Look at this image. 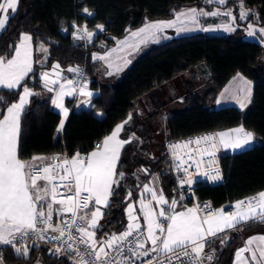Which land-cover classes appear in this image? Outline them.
Listing matches in <instances>:
<instances>
[{"label":"trees","instance_id":"trees-1","mask_svg":"<svg viewBox=\"0 0 264 264\" xmlns=\"http://www.w3.org/2000/svg\"><path fill=\"white\" fill-rule=\"evenodd\" d=\"M242 2L251 15L247 21L239 20L240 24L258 23L264 27V0ZM240 4L241 0H227L226 4L235 7L237 18ZM193 6L211 9L218 5L206 0H19L17 10L8 14L10 19L0 31V57L13 56L22 33L31 36L36 50L41 45L48 48L46 63L36 61L33 71L22 82L35 94L21 115V160L52 153L71 156L78 150L90 153L131 115L121 133L123 139L131 142L124 145L117 165V172L124 176L118 187L113 186V195L99 220V239L103 234L120 233L126 228L127 204L139 199L142 186L156 174L168 197L176 196L173 163L165 149L167 140L243 125L254 133L257 143L238 153L223 154L226 182H199L196 192L201 200L211 199L215 206H221L264 190V47L246 39L243 28L230 34L197 32L149 44L118 74H107L101 63L92 58L95 52L114 46L129 31L150 21L171 19L179 10ZM85 8L91 15L84 12ZM85 25L89 30L103 25L104 30L90 44L75 40L74 26ZM64 28L67 33L62 31ZM57 63L61 69L84 66L90 87L99 91L90 109H72L62 135L57 131L61 115L51 104L53 93L43 87L40 78L44 69ZM196 66H204L210 75L203 92L179 91L172 95L167 91L174 79ZM237 73L254 82L249 109L244 111L236 105L210 107L208 104ZM21 93L22 88H0V112L18 101ZM139 100L148 106L144 115L137 112ZM68 104L72 106L69 100ZM96 111L103 115H96ZM144 168L149 169L148 174L143 172ZM253 233H264V222L250 220L210 238L206 245L217 252L212 264H234L244 237ZM27 244V258L17 256L10 246L0 245L3 263L74 264L67 253H50L49 249L54 247L49 243L37 241L32 247L33 240L29 239Z\"/></svg>","mask_w":264,"mask_h":264},{"label":"snow or ice","instance_id":"snow-or-ice-1","mask_svg":"<svg viewBox=\"0 0 264 264\" xmlns=\"http://www.w3.org/2000/svg\"><path fill=\"white\" fill-rule=\"evenodd\" d=\"M206 3L225 6L227 0H206ZM18 0H6L0 3V11L4 13L0 18V30L5 29L6 22L10 19L9 10L15 13ZM86 14L91 15L87 8ZM250 11L244 10L241 0L239 20L247 21ZM226 18L220 25L226 32H233L238 27L237 16L233 10L211 11L196 8L181 11L171 21H157L145 23L143 27L131 32L130 38L120 41V50H136L143 43L157 39L158 33L165 29L175 27L178 32L188 29V25L197 26L200 17ZM75 27L72 33L74 39L91 40L94 32L88 31L87 26ZM97 29L104 30L103 25H97ZM247 35L256 37L259 34L261 42H264V27L255 26L252 23L246 25ZM202 30H212L204 28ZM31 36L21 34L19 43L14 49V55L10 59L0 57V87L9 90L22 88L18 101L6 108V112H0V245L10 246L17 256L27 258L30 246L29 239L33 240L32 247L37 241H56L54 249H49L53 255L66 252L74 261V264H134L141 260L144 264H204V260L212 261L213 254H204L206 243L210 237H216L218 233L232 229L236 225L249 220L264 222V191L256 196L238 200L234 204V211L225 212L223 208L210 210L208 205L203 209L199 206L177 211L178 201L171 202L163 195L162 190L157 193L147 184L143 187V193L151 194V201L145 203L143 194L139 200V211L142 213L146 228L141 226L139 217L135 213L132 203L127 204V225L123 232L116 234H103L96 238V231L100 227L99 220L103 217L100 206L107 207L109 199L113 195V186H119V179L124 174H117L119 156L124 144L130 140L120 139L124 126L131 120V115L107 135L101 144L95 146V150L86 156L76 152L72 157L54 156L52 163L42 167H32L19 158V130L20 115L29 103V97L33 91L22 82L33 71ZM43 49V45H41ZM46 51V49H43ZM104 55L93 54V60H104L108 68L113 67L109 58L113 52ZM131 54V51L128 52ZM57 63L52 67L51 78L49 72L41 74L43 87L48 92H55L51 104L63 113L64 119L58 124L57 131L64 128L65 120L69 115L64 106V97L73 96L77 92L74 81L64 79ZM117 70L119 67L117 66ZM69 72L81 73L79 67H70ZM112 75L110 71L108 73ZM239 76V74H238ZM243 81V77H239ZM247 85L248 82L244 81ZM58 86V88L56 87ZM86 82L79 87V94L91 97L93 93L86 90ZM245 92L244 87L239 89ZM250 94V88L247 89ZM0 101L3 98L0 97ZM219 103V101H217ZM241 107L244 104L241 103ZM254 139V133L246 131L243 126L229 131H221L211 135H204L195 140L184 141L182 145H171L187 148L190 144L196 147L185 156L173 153L175 170L183 172L179 184L184 187L193 183V176L189 169L195 168L197 174L205 156L215 157L220 149H242ZM203 143V146H201ZM199 156V159H197ZM43 159L34 156L32 160ZM147 171V170H145ZM117 175L119 179H116ZM208 175V173H204ZM219 172L209 176V179H219ZM39 181H43L41 184ZM132 193H128L131 198ZM183 199V197H181ZM152 201L159 207L158 213L153 209ZM59 205L58 208L54 207ZM167 205V208L164 206ZM54 213L60 222L53 224ZM203 213V215H201ZM65 214H71L64 218ZM51 231L57 235L46 236ZM224 241L222 240L221 243ZM256 242V247L252 245ZM150 245V246H149ZM83 246V248H81ZM215 250H213L214 253ZM249 252V258H243V253ZM237 264H264V235L250 237L246 241V247L238 249L235 253ZM0 264L3 258L0 256Z\"/></svg>","mask_w":264,"mask_h":264},{"label":"crops","instance_id":"crops-1","mask_svg":"<svg viewBox=\"0 0 264 264\" xmlns=\"http://www.w3.org/2000/svg\"><path fill=\"white\" fill-rule=\"evenodd\" d=\"M3 2H5V1L3 0ZM192 8H196L197 10L203 9L204 11H207V12L216 11V10H220V11H225V10H229V9L232 10V7H230L228 5H225L223 7H221V6H214L211 9H205V8H202V7L193 6V7L183 8V9L179 10L177 13H179L181 11H184V10L192 9ZM176 14L171 19L155 20V21H150V22L171 21V20H174L176 18ZM233 14L236 15L235 12H233ZM225 21H226V18L223 17V16H217V17H211V16L204 17V16H202V17L199 18V24L197 26H192L191 24L188 25V29L189 30H186V31H183V32H178L175 27L168 28V29H165L163 31V33H158L157 34V39H155V40H149L148 42L141 44L139 46V48L136 49V50H129V49L120 50L119 42L125 40V38H130L131 32L137 31L138 29H140L141 27H143L145 25L144 24L140 28H137L135 30L129 31L126 34V36L123 37V38H121L114 46H112L110 48H107V49H105L103 51H97L94 54L104 55L106 53L111 52L113 49H117V51L116 52H113L112 53V56L109 58L110 62L113 63V67L112 68H108V66H107V64H106V62L104 60H99V59H96V60H98L101 63V66H102V69L103 70L105 68H107V70H108L107 71V74L110 71L112 72V74H118V73H121L122 71H124L125 69H127L133 63V61L136 58V56L142 50H144L149 44H152V43H160V42H163V41H166V40H170L172 38H176V37H179V36H182V35H188V34H193V33H197V32H206L207 33V31H211V33H214V34H230L229 32H226L222 28L219 27L220 25H222L223 23H225ZM237 24H239L240 27L244 29V37L246 39L252 40V41H257V42H259L261 44L263 43V42H261V40L259 38V34L256 37H250V36H248L247 35V29H246V25L247 24H240L238 18H237ZM252 24H254L255 26H258V27H263L262 25H260L258 23H252ZM204 28H209V29H212V30H207V31L202 30ZM87 30L94 32V36L92 37V39L90 41L84 39L87 44L92 43L94 41L97 33L102 32L99 29H95V30H89V29H87ZM0 31H2V30H0ZM62 31L64 33H67L68 32V29L64 28ZM30 46H31V49H32V61H33V67H34L35 62L38 61V49H40L41 47H39L36 50L34 48L32 39H31V42H30ZM129 51H131V54L130 55L128 54ZM10 58L11 57L6 58V59H10ZM45 63H46V61L43 64H45ZM117 66L119 67V70H117ZM200 69H203V70L207 71V69L204 66H196V67L190 69L189 71H186L183 74H181V76H183L184 79H186V81L184 80V82H182V84L185 83V84L194 85V83H196L197 81L201 82V79H203L204 77H202V74H201V70ZM57 71L60 72L61 76L64 79H71V80H73L72 77H71V73L69 71H67V69H61L60 68ZM44 72H49L50 73V76H51V74H52V68L44 69L42 73H44ZM207 73H208V78L206 80H209L210 75H209V72L208 71H207ZM238 74H239V76H238ZM241 76L243 77V81L239 78ZM51 78H55V77L54 76H51ZM244 81H247L248 84L245 85L244 84ZM178 83H179L178 86H180V80H178ZM56 87L58 88V86H56ZM176 87H177V85H175L174 82H171L167 86V91L170 90L169 92H171V94L174 91L176 93V92H178V90H177ZM242 87H244L246 89L245 92H240L239 91V89L242 88ZM0 88H2V87H0ZM248 88H250V94L247 91ZM86 90L87 91H91L93 93V95L90 98L80 95L78 88H77L76 94H74L73 96H65L64 97V106L69 111V115H68L67 119L65 120L64 128H65V125L67 123V120H68V118H69V116H70L73 108L76 109V110H81V109H90L93 106L92 99L99 94V91L93 89L90 86L89 87H86ZM253 90H254V82L251 79H249L248 77H246L244 74L237 73V74H235L229 80V82L220 91V93L216 96V98L219 100V105L220 106L236 105V106L240 107L242 110L246 111L250 107L251 100H252V96H253ZM52 93H53V97L52 98H54L55 92H52ZM175 93L172 94V95H175ZM68 100L71 101L72 106H70L68 104ZM241 103L244 104V107H241L240 106ZM52 108L60 113L61 119H64L63 113L59 109L55 108L54 105H52ZM23 110H22V112H23ZM22 112H21V115H22ZM95 113L98 116H102L103 115V112L102 111H96ZM21 115H20V127H21ZM239 126H243V125H239ZM239 126H236V127H239ZM236 127H232L231 129H234ZM64 128H63V130H61V131L58 132V135H62L63 134ZM231 129L229 128L228 130H226V129L225 130L226 131H229ZM225 130H221V131H225ZM221 131H219V132H221ZM248 131H250V130H248ZM19 133H20V130H19ZM119 138L120 139H123L122 136H121V134H120V137ZM18 140H19V137H18ZM102 141H100L98 144H101ZM255 142L257 143L256 137L248 145H253V143H255ZM123 147H122V149H123ZM122 149H121V152H122ZM94 150H95V148H94ZM225 151H226V153H232L231 152L232 149H225ZM121 152H120V155H121ZM88 154H90V153H88ZM35 156L43 157V159H38V160H35L34 161V160H32V158H29V159H24L22 161L26 162V164H28L29 166L36 167V166H38V165H40L42 163L51 162L52 161V157H54V156H60L61 158L65 157V156L68 157L67 155H64V154H61V153L42 154V155H35ZM119 158H120V156H119ZM39 183L43 184L44 182L43 181H40ZM154 190L157 191V193H159L162 190L163 195L167 199H169L168 196H167L166 190H165L164 186L161 183V178L160 177H159L158 181L155 182ZM262 191H264V190H262ZM149 201H151V194H150V200ZM149 201H147L145 203H148ZM151 203H152L153 209L158 213L159 207L156 205V203L154 201H152ZM54 207L58 208L59 205H55ZM135 208L138 209V210H136L137 212H140L139 211L140 205H137V207H135ZM186 208H189V207H185V206L177 207L176 210L177 211H184V210H186ZM142 221H143L142 222L143 225L146 226L145 223H144V220H143V216H142ZM242 223H244V222H242ZM227 230H229V229H226L225 231H227ZM219 234H221V233H218L217 235H219ZM260 235H264V233H253L252 234V237H254V236H260ZM249 237H251V236H247L243 240V244H242V246L240 248L246 247V241H247V238H249ZM210 238H212V237H210ZM252 247L255 248L256 247V244H253ZM249 257H250V253L249 252L243 253V258H249ZM3 264H5V263H3ZM37 264H42V263L38 262ZM234 264H237V258L236 257H235V260H234ZM248 264H251V260L250 259L248 260Z\"/></svg>","mask_w":264,"mask_h":264},{"label":"built area","instance_id":"built-area-1","mask_svg":"<svg viewBox=\"0 0 264 264\" xmlns=\"http://www.w3.org/2000/svg\"><path fill=\"white\" fill-rule=\"evenodd\" d=\"M78 27L79 28H83L84 26H78ZM75 40H84V39H75ZM70 67H79V69L81 70L80 74H77V73H74V72H70L71 73V77H72L76 87L79 89L80 85L85 83V82L87 84V87H89L90 86V77H89L88 72L85 69V67L82 66V65H72ZM215 133H218V131L217 130H212V131H208V132H204V133L190 135V136H187V137H184V138L171 139V140H167L166 141L165 149H166V151H167V153H168V155H169V157L171 159V162L173 163V176H174V181H175V186H176V196L174 198H172V199H176L178 201L177 207L185 206V207H189L190 208V207L199 205L203 209V207L205 205H208L210 210L215 211V210H219V209L223 208L225 212H229V211H234L235 210L234 204H235L236 201L255 196V195H249V196H246L244 198L228 201L224 205H221V206H215L213 204V202L211 201V199L201 200L199 198V196H198V194L196 192V185L199 182L203 183V184L217 185V184H223L227 180V175H226V172L224 170L223 163H222V160H221L222 159L221 158L222 155L226 154V151L223 148H220L216 152L215 157L205 156L204 162L200 166L199 174H197L196 169L194 167L189 169V172L193 176V183L190 186L187 185V184L184 187L180 186L179 180H180L181 177L184 176V173L182 171L181 172H177L175 170L176 161L174 159L173 153H175L178 156H185V154L188 153L190 150L194 149L196 147V145L190 144L187 148L177 147L175 149L171 148L170 146L171 145H182L184 141L195 140L198 137H202L204 135H211V134H215ZM201 146H203V143H202ZM76 152H80L81 155H84V156H86L88 154L86 152H82V151H79V150L76 151ZM68 157L70 158V157H72V155L68 156ZM197 159H199V156H197ZM49 163H52V161L51 162L42 163V164H40V165H38L36 167H42V166H44L46 164H49ZM217 171L219 172V177L220 178L219 179H215V180L209 179V176L215 175L217 173ZM204 173H208V175H204ZM181 197H183V199H181ZM172 199H169V202H171ZM132 204H134V203L132 202ZM100 207H101V211L103 212L105 207L104 206H100ZM134 209H135V213H136L137 212L136 210H138V209L135 208V206H134ZM70 215L71 214H65L64 218H69ZM136 215L139 217L138 214H136ZM201 215H203V213H201ZM139 220H140V218H139ZM59 222H60V219L56 216V214H54L53 215V224L55 225V224H57ZM140 223H141L142 227L146 228V226L143 225L141 220H140ZM116 234H119V233H116ZM45 235L46 236H51V235H57V233H52L51 231H49ZM97 239H99V238H97ZM46 243H49L53 247L58 244V242H56V241H49V242H46ZM81 248H83V246H81ZM213 250H215L214 253H213ZM204 254H213L212 261H207L206 259L204 260V264H212L214 262V260L216 259L217 252H216L215 248H209V247H207V245H205ZM134 264H144V262L141 261V260H137V261L134 262Z\"/></svg>","mask_w":264,"mask_h":264},{"label":"rangeland","instance_id":"rangeland-1","mask_svg":"<svg viewBox=\"0 0 264 264\" xmlns=\"http://www.w3.org/2000/svg\"><path fill=\"white\" fill-rule=\"evenodd\" d=\"M5 2H6V0H4ZM5 2H3V3H5ZM18 2H19V0H18ZM241 5V4H240ZM243 7H244V10H246V11H250L249 9H247L244 5H243ZM239 9H240V7H239ZM232 10H233V12H234V10H235V7H233L232 8ZM11 12V10H9V12L7 13V15L9 14ZM3 15H4V13L2 12V11H0V18H3ZM7 23V22H6ZM206 33V32H205ZM207 33L208 34H214V33H211V31H207ZM263 44V47H264V42L262 43ZM43 49H46V51H44ZM43 49H38V63H40V64H43L45 61H47V57H48V48L45 46V45H43ZM105 70V72L107 73V68H105L104 69ZM201 70V74H202V77H204L203 79H201V82H199V81H197L196 83H194V85H190V84H185V83H183L182 84V82H184V80L186 81V79H184V77L183 76H178L176 79H174L173 80V82H174V84L175 85H177V90H178V92L180 91L181 92V94H186L188 91H190V90H196V91H200V92H203L204 91V89H205V87H206V85H207V78H208V73H207V71H205V70H203V69H200ZM178 80H180V86H178ZM185 89V90H184ZM184 90V91H183ZM178 92H176L175 93V91L174 92H172V94H177ZM217 101H219L217 98L216 99H214V100H212L208 105L210 106V107H214V108H220V107H223V106H220L219 105V103L217 102ZM146 103H144L143 101H138L137 103H136V109H137V112L138 113H140L141 115H144L145 113H146V110H147V108H148V106L146 107V105H145ZM227 106V105H226ZM231 129V128H230ZM226 130H228V129H226ZM225 130V131H226ZM246 130V129H245ZM246 131H248V130H246ZM254 139H255V136H254ZM256 144V142L255 143H253V145H247V146H245L244 148H242V149H236V150H233L232 149V153H238V152H241V151H243V150H245V149H248V148H250V147H252V146H254ZM156 152V151H155ZM145 170H147V171H145ZM117 171V170H116ZM143 172L145 173V174H148V172H149V169H147V168H144L143 169ZM117 174H119L118 172H117ZM159 175H155V176H153L152 178H150L147 182H145V184L144 185H148L149 187H152L153 189H154V187H155V182L156 181H158V179H159ZM116 179H119V176L117 175V177H116ZM144 185L142 186V188H141V190H140V194H139V199L137 200V201H134L133 203V205L135 206V207H137V205H139V200H140V198H141V196H142V194H143V198H144V200H145V202H147V201H149L150 200V193H143V187H144ZM167 196H168V194H167ZM169 198V197H168ZM170 199V198H169ZM168 199V200H169ZM165 208L167 207V205H165L164 206ZM136 214H138L139 215V218H140V220H141V222H143L142 221V213H140V212H136ZM247 236H251L252 237V234H249V235H247ZM247 236H245L244 237V239L247 237ZM250 238V237H249ZM249 238H247V240L249 239ZM254 244H256V242H254Z\"/></svg>","mask_w":264,"mask_h":264},{"label":"water","instance_id":"water-1","mask_svg":"<svg viewBox=\"0 0 264 264\" xmlns=\"http://www.w3.org/2000/svg\"><path fill=\"white\" fill-rule=\"evenodd\" d=\"M61 253H65V252L62 251Z\"/></svg>","mask_w":264,"mask_h":264}]
</instances>
